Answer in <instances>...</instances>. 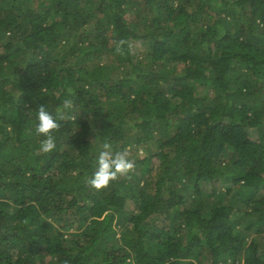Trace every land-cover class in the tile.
<instances>
[{"label":"trees","instance_id":"16d2710c","mask_svg":"<svg viewBox=\"0 0 264 264\" xmlns=\"http://www.w3.org/2000/svg\"><path fill=\"white\" fill-rule=\"evenodd\" d=\"M0 264H264V0H0Z\"/></svg>","mask_w":264,"mask_h":264},{"label":"clouds","instance_id":"9594fccd","mask_svg":"<svg viewBox=\"0 0 264 264\" xmlns=\"http://www.w3.org/2000/svg\"><path fill=\"white\" fill-rule=\"evenodd\" d=\"M127 43L124 39L115 41L117 54L123 51ZM66 98L62 100L61 106L56 109V115L50 113L44 105L37 110L38 123L35 133L43 137L39 145V153L49 154L53 152L56 145L55 133L60 129V121L71 119L70 111L73 108V101L67 97L73 96L74 90L69 87L66 90ZM135 170V162L129 159V149L114 150L109 142L102 144V150L97 156L96 170L87 180V184L96 191H101L121 177L129 178V174Z\"/></svg>","mask_w":264,"mask_h":264},{"label":"rangeland","instance_id":"374dc122","mask_svg":"<svg viewBox=\"0 0 264 264\" xmlns=\"http://www.w3.org/2000/svg\"><path fill=\"white\" fill-rule=\"evenodd\" d=\"M145 50V47L139 48V53H143ZM255 137V134L253 135ZM147 153L144 151V149L139 146L138 150L134 153L136 156H145ZM202 191L208 192L210 190L209 186L207 184L201 186Z\"/></svg>","mask_w":264,"mask_h":264}]
</instances>
